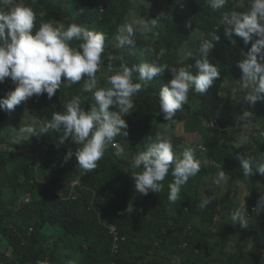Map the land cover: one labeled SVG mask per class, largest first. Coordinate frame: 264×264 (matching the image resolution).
<instances>
[{"label": "trees", "instance_id": "obj_1", "mask_svg": "<svg viewBox=\"0 0 264 264\" xmlns=\"http://www.w3.org/2000/svg\"><path fill=\"white\" fill-rule=\"evenodd\" d=\"M21 1L31 5L37 13L34 32L38 30L41 22H63L65 26L76 23L93 31L102 29L107 37L106 45L124 22L117 16L113 7L101 9L99 0H73V3L72 0ZM104 1L106 4L109 2ZM246 6L228 5L226 10L235 8L236 11H244ZM205 7L204 4L198 6L196 17L202 14ZM223 12L224 10H220L217 21L213 16L208 18L203 15L201 23L203 29L209 31L214 22L219 24ZM220 27V30L212 27L211 34L217 30L220 40L214 42L215 47L208 59L217 66L221 75L207 92L202 94L203 96H197L200 99L193 98L192 107L186 106L177 111L172 121H165L162 115H158L159 101L156 93H159L161 86L171 79V74L166 70L163 76L147 82L146 86L133 97L136 107L124 117L128 124V135L115 138V143L121 147L129 138L138 141L136 136H151L155 139L161 123L173 133L176 123L181 121L184 122L186 132H196L201 136L210 162H200V172L190 178L191 181L185 188L181 187V191L184 192L179 205L167 201L169 194L167 184L173 180L170 169L169 175L162 182L163 190L158 193L149 192L155 199L152 206H161L165 211L156 212L152 207L146 216L135 224L128 218L123 219V216H120L116 219L118 235L110 234L102 219L112 206L114 194L120 193L122 185L128 186L131 179L124 178L119 161L113 160L117 157L114 154L115 148L109 145L96 169L91 173L82 174L73 167L74 157L68 163H64L63 160V155L69 147L75 152L79 145L69 139L65 146L59 149L55 146L57 137L62 133L50 131L39 139L36 137L28 139L20 133L22 139L16 141L27 143V151L20 152L17 157L15 153L13 156L8 152L0 153V179L8 176L7 186H0V264H35L43 258L45 259L40 261L41 264H253V258L263 259L264 262V250L261 254L258 252L261 248L264 249V212L260 214H257L256 210L250 212L247 217L249 226L246 228L231 224L232 208L229 206L227 196L234 184L238 182L246 184L251 193L250 201L252 195L256 196L258 192L264 191V175L257 171L259 165L257 158L264 152V139L262 129H258L255 130V135L250 136L245 142L243 148L246 149L243 150L238 143V132H247L254 128L252 123L245 124V121L240 119L242 114L239 106L241 100L242 105L245 103L244 96L249 90L241 86L239 79L242 73L237 67V62L243 59L241 53L243 47L235 36L233 39L236 43H231L225 38L224 27L223 25ZM148 49L139 34L134 47L123 48L120 53L114 46H110L107 54L112 51L121 54L115 63L117 66L126 60L138 65L143 60L151 62L156 58L155 53H150ZM197 50L198 48L190 46L189 52L192 56L184 58L180 56L179 51L166 54L167 58H160L159 63H167L170 67H186L195 74L197 71L195 63H189ZM108 63L103 53L102 64ZM228 65L234 67L231 74L227 71ZM85 79L87 78L69 87L62 86V78L56 102L53 99L44 101L43 95L39 98L33 96L27 101L25 108L30 112L29 115L39 122L50 120L53 112H63L66 104L76 96L81 98L82 107L90 108L94 100L90 93L83 91ZM232 81L236 82L239 90L237 92L239 97L234 99L223 94L224 89L229 87ZM134 82H140L138 73L134 74ZM106 83L107 78H103L98 81V87H104ZM13 88L10 78H6L5 82L0 84V98ZM260 102L259 108L264 105V101ZM25 108L19 105V113ZM137 109L141 114L144 110L153 114L140 117ZM12 112L13 110L7 112L0 110V130L6 122L2 114L8 117ZM10 119L17 124L20 122L15 116ZM255 122L260 124L261 118H255ZM19 126H24L23 121ZM147 140H142L145 141L144 150L149 142ZM252 141L256 148L249 150L247 143L251 144ZM194 147L197 149V144ZM195 156L200 160L201 151L198 150ZM240 156L252 159L250 162L254 172L252 177L244 175L238 158ZM13 158L14 173L10 166ZM118 158L120 157L116 159ZM49 160L53 174L44 168ZM33 161L40 162L43 167L35 170L31 166ZM220 166L228 177L222 196L218 192L221 186L213 183ZM21 176L24 177L23 180L20 179ZM76 179L79 183L73 184L72 181ZM205 179L217 187V190L207 189L206 195H214V201L205 209H201L199 204L203 198H199L193 182L200 183ZM3 193L14 195L17 199L31 195L32 201L20 208H14V203L8 206L6 200L1 197ZM167 213L175 223L178 220L177 224L181 231L176 237L174 229L165 230L170 220L164 218ZM112 218L108 216L106 219L111 223ZM148 225H152V230L146 227ZM160 229L164 236L161 242L158 241ZM183 241L187 243L186 246L183 245ZM228 241L251 243L252 247L247 250L238 243L239 246L233 252H228ZM4 243L5 251L2 249ZM32 255L34 256L31 257ZM221 258L222 261L217 263Z\"/></svg>", "mask_w": 264, "mask_h": 264}, {"label": "clouds", "instance_id": "obj_2", "mask_svg": "<svg viewBox=\"0 0 264 264\" xmlns=\"http://www.w3.org/2000/svg\"><path fill=\"white\" fill-rule=\"evenodd\" d=\"M99 1L101 9L113 7L117 16L124 21L117 28L114 38L107 42L110 46L115 48L117 46L119 50L125 45L134 47L141 34L146 46L149 47L147 51L155 53L156 56L151 62L143 60L138 65L126 60L116 71H113L111 63L113 58L109 56L107 67L111 74L107 76L104 87H98L97 80V72L103 63V53L106 58L108 52L105 48L107 37L102 29L93 31L76 23L65 26L63 22H41L38 30L34 32L38 17L31 5L21 0H0V84L4 83L6 78H10L14 85L12 90L0 98V110L6 112L13 110L8 117L1 113L6 122L0 130L2 146L0 153L8 152L12 156L15 153L17 157L20 152L27 151V143L11 140L14 135L21 138V133L28 139L31 137L39 139L50 131H55L62 133L55 142L58 149L65 146L69 139L79 145L75 152L70 147L67 149L63 155L64 163H68L74 157L73 167L79 173L88 174L96 169L98 162L104 158L106 150L111 145L115 148L114 154L122 160L113 158L114 161H119L124 178L131 177L128 186L122 185L120 193L114 194L112 206L102 219L109 233L118 235L116 219L120 216H123V219L128 218L135 224L146 216L152 207L156 212L165 211L161 206H152L155 199L149 192L158 193L163 190L162 182L169 175L170 169L173 180L167 184L169 188L167 201L179 205L184 192L181 191V187L185 188L191 181L190 178L195 177L201 170V163L195 155L198 150L201 153L202 150L206 151L203 143H198L196 149L193 143L180 144L176 135L173 136L174 140L161 137L164 130L162 123L157 128L155 139L151 136H136L138 141L129 138L122 147L115 143L117 136L128 135V124L124 117L136 107L133 97L146 86L147 82L163 76L167 70L171 74V79L161 86L159 93H156L159 101L158 115H162L165 121H172L177 111L186 106L192 107L193 98H200L189 96L192 95L191 92L203 96L202 94L206 93L221 75L217 66L208 59L215 47L214 42L220 40L217 34V30L221 29L220 25H223L224 36L231 43H236L234 36L238 38V42L240 38L243 40L241 44L244 51L243 59L237 62V67L242 73L239 79L241 86L249 90L244 96L245 103L242 105L241 100L239 106L242 114L240 119L245 121V124L252 123L255 127L254 132L262 129L264 139L262 128L264 105L259 108L260 101H264V0H109L108 4L104 0ZM200 4L206 7L202 14L196 17ZM228 5L247 6L244 11H236L235 8L226 10ZM220 10L224 12L221 14L219 24L215 22L212 24L217 30L213 34L212 27L205 31L201 24L203 15L208 18L213 16L217 21ZM137 12L141 14L140 18L134 23L127 22L130 14ZM112 41L115 45L111 44ZM190 46L198 48L189 63H195L197 70L195 74L186 67H170L167 63H159L160 58L177 51L182 58L192 56L189 52ZM183 49H187L185 55L181 52ZM137 73L140 82H134V74ZM85 77L87 79L84 80L83 91L90 93L94 100L89 110L85 111L81 98L76 96L66 104L63 112H53L50 120L39 122L33 119L31 123L19 126L30 113L25 108L30 98L33 96L39 98L43 95L44 101L53 99L56 102L62 78L63 85L67 84L70 87ZM19 105L25 108L21 113ZM111 107L115 110H110ZM12 116L18 117L20 122L17 124L11 120ZM257 117L261 118L260 124L255 122ZM179 123L184 124L182 121ZM188 133L201 138L196 132ZM244 133L248 135V131ZM145 139L149 142L144 151L131 159L125 156L126 144H132L137 150L140 146L144 148L145 141L142 140ZM248 140L238 142L243 150L246 149L243 147ZM183 147L186 150L181 153ZM238 158L244 175L252 177L254 175L250 166L252 159L244 156ZM13 162L14 158L10 163L14 173ZM257 163L259 164L257 171L264 175V152L257 158ZM31 166L38 171L42 164L33 161ZM45 169L53 174L50 160ZM227 179L226 171L220 166L213 183L219 185L221 182L226 183ZM72 183L77 184L79 180H73ZM193 183L199 198H203L199 207L205 209L214 201V195H206L207 189L216 191L217 187L208 183L206 179L200 183ZM241 183L247 192L238 191L237 187ZM232 189L243 199V203L240 200L235 201L231 196ZM232 189L227 196L229 206L232 208L231 224L239 223L241 227L246 228L249 226L246 215L253 210H256L257 214L264 212V191L258 192L256 196L252 195L250 201L251 193L245 183H235ZM14 198V208H20L32 201L31 195L21 199L15 196ZM108 216L113 217V222H108L106 219ZM164 218L170 219L165 230L174 229L176 237L181 231L177 224L178 220L175 223L169 213ZM151 226L146 227L152 230ZM161 238L164 240L160 229L158 241L161 242ZM231 243L233 241H228V246ZM183 245L186 246L187 243L183 241ZM260 250L258 252L263 253L264 249ZM262 260L253 258L252 263L264 264ZM40 261L35 264H41Z\"/></svg>", "mask_w": 264, "mask_h": 264}, {"label": "rangeland", "instance_id": "obj_3", "mask_svg": "<svg viewBox=\"0 0 264 264\" xmlns=\"http://www.w3.org/2000/svg\"><path fill=\"white\" fill-rule=\"evenodd\" d=\"M140 16H141V14L138 13V12H137V13H132V14H130V18L127 19V22H132V23H134L136 20H138V19L140 18ZM242 43H243V40H242V38H240V40H239V44L241 45ZM111 44L115 45L114 41H112ZM109 47H110V44L107 43V44L105 45V48H107V51H108V48H109ZM123 48H124V49H129V46H128V45H125ZM123 48H120V49H123ZM116 49H118L117 46H116ZM118 50H119V49H118ZM119 51H120V53H122L121 50H119ZM181 52H182L183 55H185V54L187 53V49H183ZM243 52H244V51H241V53H243ZM120 53H119V52H116V51H112V52L108 53L107 56H106V60H107L108 62H109V60H108V57H109V56H111V57L113 58L112 61H111L112 66H113V71L118 70V67H119V66H117L115 63L117 62V59L121 56ZM144 61H146V60H144ZM146 62H147V61H146ZM180 62H182V61H180ZM107 66H108V65H105V64H102V65H101L100 70L97 72V80H98V81L101 80V79H103V78H107V76L111 74V73L108 72V67H107ZM233 70H234V67L232 68L231 65H228V66H227V71H228L230 74L232 73ZM237 72H238V70H237ZM227 82H229V81H227ZM230 83H231V85H230L229 87H227V88L224 89V92H223V94H225L224 96H227V95H228V97H230L231 99L238 98L239 96H237V92H238L239 90H238L237 87H236V82H235V81H232V82H230ZM62 86H67V84H64V85L62 84ZM235 87H236V88H235ZM189 96H191V97H197V94H192V95H189ZM240 98H241V97H240ZM57 99H58V98H57ZM83 108L85 109V111H87V110L90 109V108H85V107H83ZM110 110H115V108H114V107H111ZM137 111H138L140 117H144L146 114H150V113H152V112H147V111L144 110V113L141 114V112H140L139 109H137ZM152 114H153V113H152ZM33 119H35L36 121H38V119H36V118H34V117L28 115L27 118H25V119L23 120L24 125H25V124H28V123H31V122L33 121ZM148 120L150 121V119H148ZM162 127H163L164 130H163V132L161 133V136H162L163 138H165V139H170V138H172V139L174 140L173 136L176 135V137H178V139H179L180 144H183V145H188V144H190V143H193V144L203 143L202 138H199V137L197 138V137H195V134L186 132V131L184 130V124H183V123H176V126H175V128H174V131H175V132H173V133H171V131L168 130L167 128H165L163 125H162ZM254 129H255V127L252 128V129H250V130L248 131V135H247L246 133H244V132H241V131L238 132V133H237V138H238L239 143H242L243 141L248 140V139L250 138L249 136H254V135H255ZM20 139H21V138H19V137L16 135V136H14L11 140H12V141H16V140H20ZM0 146H1V145H0ZM248 146H249V150H253V149L256 148V144L254 143V141H252L251 144H248ZM1 147H2V146H1ZM184 150H186L185 147L182 148L181 153H182ZM126 151H127V152L125 153V156H127L128 158L131 159L132 157H134L135 155H137L139 152L144 151V148L140 146V147L136 150V149H134V147H133L132 144H126ZM193 151H194V153H195V149H193ZM195 158H196V157H195ZM199 161H200V162H204V163H208V162H210V160L207 158L206 151L202 150V158H201ZM42 167H43V165H42ZM44 168H45V167H44ZM20 179L23 180L24 177L21 176ZM0 180H1V181H0V186H1V187H3L4 185L7 186V183H8V176H7V177H1ZM225 184H226V183H224V182H221V184H219V185L221 186V190H219L218 192H219V194H220L221 196L225 193ZM237 188H238V191H241V192H247V190H246L244 184H242V183H241ZM231 196L234 197L235 201L240 200L242 203L244 202L243 199H242L239 195H237V194L234 192L233 189L231 190ZM1 197H2L3 199L6 200V203L8 204V206L13 205V203H14V201H15L14 195H8V194L3 193V194L1 195ZM247 217H248V216L246 215V219H247ZM237 226H240V224L237 223ZM240 227H241V226H240ZM238 243H240L241 246H244L245 249H247V250H249V249L252 247V244H251V243L239 242V241H238V242H237V241H233V243H231V244L228 246V249H227L228 252H232L233 250H235V249L239 246ZM5 246H6V244L4 243V244H3V248H2L4 251H5ZM260 251H261V250H260ZM217 263H220V262H217Z\"/></svg>", "mask_w": 264, "mask_h": 264}]
</instances>
